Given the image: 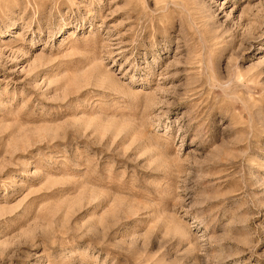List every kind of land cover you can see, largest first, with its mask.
Returning a JSON list of instances; mask_svg holds the SVG:
<instances>
[{
	"label": "rangeland",
	"instance_id": "374dc122",
	"mask_svg": "<svg viewBox=\"0 0 264 264\" xmlns=\"http://www.w3.org/2000/svg\"><path fill=\"white\" fill-rule=\"evenodd\" d=\"M0 264H264V0H0Z\"/></svg>",
	"mask_w": 264,
	"mask_h": 264
}]
</instances>
